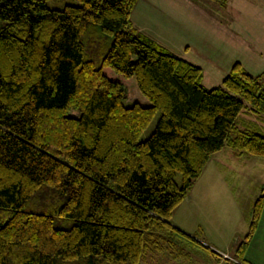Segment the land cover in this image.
I'll use <instances>...</instances> for the list:
<instances>
[{
    "label": "trees",
    "instance_id": "1",
    "mask_svg": "<svg viewBox=\"0 0 264 264\" xmlns=\"http://www.w3.org/2000/svg\"><path fill=\"white\" fill-rule=\"evenodd\" d=\"M137 1L0 0V264L222 258L170 219L222 148L264 157V70L235 61L206 88L134 29ZM131 77L146 103L127 100ZM263 203L224 264H246Z\"/></svg>",
    "mask_w": 264,
    "mask_h": 264
},
{
    "label": "rangeland",
    "instance_id": "2",
    "mask_svg": "<svg viewBox=\"0 0 264 264\" xmlns=\"http://www.w3.org/2000/svg\"><path fill=\"white\" fill-rule=\"evenodd\" d=\"M250 1L248 6L250 12L247 13L244 10L237 14L234 10L239 8L238 4L234 5L233 13L231 5H229V9L224 10L212 0H138L130 18L136 31H140L168 50L201 66L203 69L202 84L206 88H211L221 84L222 61L238 60L242 62L248 72L254 73L257 69L259 72L262 71L264 15L261 14V10L256 7V4L260 7L264 6L260 2H256L257 0ZM254 13L258 17V22L248 17L249 15L254 18ZM250 37L252 38L250 39ZM256 45L260 46L256 47ZM122 79L127 86L128 101L147 102L138 91L134 77ZM158 115L159 113L143 131L142 138H145L153 130ZM221 155L222 149L213 155L207 171L204 169L202 176L196 180L193 187L194 191H201L205 181L212 182L213 178L216 179L217 184L212 183V185L221 189L222 179L214 175V170H209L210 165L214 164V158L219 159ZM219 161L222 164V160ZM260 175L262 180L264 169ZM246 186V193L243 196L245 201L242 199L241 203L244 214L247 212L245 209L247 195L251 196L252 199L255 198L259 180H249ZM223 201L222 194L215 193L211 199L208 197L196 201L197 204H192L190 207V210L196 209L195 214H193L195 215L194 221L198 222L200 217L202 225L207 224L209 220L211 223L213 221L222 223ZM185 207L186 205L183 204L179 206L177 209L179 214ZM201 215L204 216L201 217ZM208 239L212 241L214 238ZM215 244L220 246L217 242ZM188 251L190 253L189 259H173L164 254H152L147 257L143 264H215L214 260L201 250L188 248ZM225 254L221 252V255L224 256Z\"/></svg>",
    "mask_w": 264,
    "mask_h": 264
},
{
    "label": "crops",
    "instance_id": "3",
    "mask_svg": "<svg viewBox=\"0 0 264 264\" xmlns=\"http://www.w3.org/2000/svg\"><path fill=\"white\" fill-rule=\"evenodd\" d=\"M250 2V0H229L224 10H226V8L229 9V5H231L232 11L234 10V5L238 4L239 8L235 9L234 12L236 11L238 14L246 10L247 13H249L250 11L248 6L250 5ZM256 2H260L261 5L264 6V0H257ZM256 7L261 10V14L264 15V7H260L258 4H256ZM253 16L254 18L248 15V17L258 22L257 15L254 13ZM237 18L241 20V18L238 16ZM251 38L252 37H250V39ZM259 46L256 45V47ZM250 51L253 52V50ZM234 61H222V77L229 71ZM261 67L263 71L264 60L261 63ZM261 72H259V69H257L254 71V73H249L252 75H257ZM255 121L257 122L258 126L264 130V117L257 118ZM224 148H222V155L220 158L218 159L215 157L214 164H211V167H209V170H214L213 173L216 177L218 176L222 179V185H220L221 189H217L212 185V183L217 184L216 179L213 178L212 182L205 181L201 191H194L193 187L195 185V181L184 200L173 210L170 221L174 226L191 235L196 233L197 229L200 227L202 229V240H204L220 254L222 252L226 253L227 256L232 257L231 255L234 254L236 245L244 235H242V233H244L245 230H248L251 208L254 199L257 198L262 192L264 193V178L262 180L260 179V172L264 169V157L255 155H242L229 147L225 149ZM219 160H222V164ZM208 164L206 165L205 171H207ZM200 176H202V174ZM249 180H259V186L257 188L258 190L256 191L255 198L252 199L251 196L247 195L248 198L245 202V209H247V212L244 214L242 212L241 203L242 199L245 201L243 196L246 193V184H248ZM214 193L222 194V198L224 199L222 202V204H224L222 208V223H217L216 221L211 223V220H209L207 224L202 225V223H200V217L198 222L194 221L195 215L193 214H195L194 211L196 209L190 210L191 205L197 204L196 201L202 200L204 198L209 197L211 199ZM181 204L186 205V207L181 211V214H179V210L177 211V209ZM184 210H186V212H184ZM203 216L204 215H201V217ZM208 238L214 239L211 241ZM215 242L219 243L220 246L216 245ZM223 257L224 256L222 255V258L219 261H214L215 264L225 263ZM243 258L246 264H264V203L254 233L244 249Z\"/></svg>",
    "mask_w": 264,
    "mask_h": 264
},
{
    "label": "built area",
    "instance_id": "4",
    "mask_svg": "<svg viewBox=\"0 0 264 264\" xmlns=\"http://www.w3.org/2000/svg\"><path fill=\"white\" fill-rule=\"evenodd\" d=\"M224 257H229V256H227V255L225 254Z\"/></svg>",
    "mask_w": 264,
    "mask_h": 264
}]
</instances>
